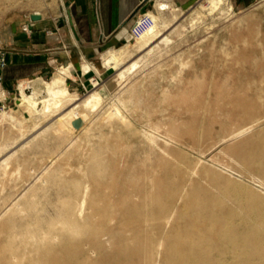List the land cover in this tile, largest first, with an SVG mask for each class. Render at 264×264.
Listing matches in <instances>:
<instances>
[{
	"label": "bare ground",
	"instance_id": "obj_1",
	"mask_svg": "<svg viewBox=\"0 0 264 264\" xmlns=\"http://www.w3.org/2000/svg\"><path fill=\"white\" fill-rule=\"evenodd\" d=\"M224 1L203 0L199 5H210L212 12L224 10ZM158 7L161 12L172 10L164 0ZM151 13L155 23L146 31L163 24L160 16ZM142 34L137 36L140 47ZM138 66L134 60L122 67L115 75L116 83L122 84ZM92 69L97 72L84 64L86 73ZM69 74L70 68L62 66L40 84L23 81L21 97L26 107L37 110L42 102L45 114L50 115L77 99V92L66 84ZM30 85H45V89L30 91ZM105 89H93L77 109L101 104L106 100ZM1 94H5L2 89ZM195 115L169 123L150 119L136 126L138 133L126 115L124 126L129 130H118L114 139L101 140L80 161L76 173L65 167L79 151L78 145L71 149L76 145L72 138L59 157L51 158L56 164L47 162L45 172L38 176L47 185H57L51 200L57 218L41 219L35 213L19 216L21 198L12 200L0 215V264H264V90L257 89L248 98L221 101L205 118ZM7 117L14 120L13 126L19 125V135L11 139L25 136L28 129L23 122L0 108V121ZM5 146L3 139L0 156ZM14 155L0 161V173L6 178ZM15 166L16 173H21V164ZM30 190L36 193L38 187L33 184Z\"/></svg>",
	"mask_w": 264,
	"mask_h": 264
},
{
	"label": "rangeland",
	"instance_id": "obj_2",
	"mask_svg": "<svg viewBox=\"0 0 264 264\" xmlns=\"http://www.w3.org/2000/svg\"><path fill=\"white\" fill-rule=\"evenodd\" d=\"M164 1L171 4L172 10L161 12L158 1L156 9H153V12L160 16L162 26L155 31H143L141 47L137 45L136 37L131 43L119 49L114 69L108 73H100L97 70L96 75L89 76L87 81L81 83L79 89L71 84L74 81L72 78L66 77L67 86L71 91L77 92L78 98L66 102L60 111L45 114V117L39 114L34 117L19 105L21 102L19 91L12 103H7L4 107L0 104L3 110L13 109L17 115L25 117V124L28 127L27 134L18 140L13 139L14 143L5 146L6 151L0 156L2 161L15 152L11 159L8 174L10 177L6 178V175L0 173V215L12 200L21 198L23 209L18 211L19 216L27 217L35 213L41 219L57 218L55 201H51L55 197L57 185L54 183L47 185L39 180L38 176L45 172L47 162L53 166L56 164L51 163V158L59 157L58 152L65 150L72 138L76 145L71 146V149L78 145L79 151L75 152L65 167L76 173L78 165L101 140H112L116 131L129 130L124 126L126 115L135 122L133 131L138 133L139 127L136 126L146 125L150 119L168 120L169 123L182 116L190 117L197 113L198 116L201 114V118H205V115H209V109L216 107L221 101L228 102L237 96L248 98L255 95L257 89L264 90V0H225L224 10L212 12L210 5H206L205 8L199 5L203 0H195L187 6ZM60 4L61 0H0V47L7 51L13 47L11 34L15 29L23 33L30 32L31 28L25 30L24 26L33 21L32 13L38 11L45 16V13L51 10H58ZM198 15L202 18L197 17ZM166 36L170 37V41L165 42ZM134 60L139 61L138 68L122 84L116 83V73ZM255 65L257 71L254 70ZM93 76L100 77L98 83L90 80ZM52 77L53 75L50 78ZM75 81L80 80L75 78ZM215 83L218 87L214 86ZM218 84L221 85L220 88ZM99 86L106 87L107 90H104L106 100L90 109H77L78 103ZM202 101L205 103H201ZM70 121L75 123L64 127ZM18 126H13L7 121L1 123L0 141L6 138L2 133H5V136L9 133L13 137L18 136ZM218 150L213 153L217 154ZM211 154L207 158H210ZM16 164H21V173H16ZM33 184L38 187L36 193L30 190Z\"/></svg>",
	"mask_w": 264,
	"mask_h": 264
},
{
	"label": "crops",
	"instance_id": "obj_3",
	"mask_svg": "<svg viewBox=\"0 0 264 264\" xmlns=\"http://www.w3.org/2000/svg\"><path fill=\"white\" fill-rule=\"evenodd\" d=\"M159 1L61 0L59 9L51 10L34 21L30 32L15 29L11 34L13 47L6 54L7 65L0 70L1 89L5 91L0 104L12 103L19 91V105L34 117L37 114L45 117L42 102L37 110L26 107L21 97V83L31 81L40 84L41 79H51L58 68L66 66L70 68L68 79L72 78L71 84L79 89L89 76L96 75L93 69L88 73L84 71L85 63L92 64L100 73H108L116 67L119 49L133 41L130 27L135 17L141 12L155 10ZM168 1L173 5L187 6L195 0ZM75 78L80 81H75ZM35 89L44 90L45 85H30V91ZM8 111L28 129L25 117L17 115L13 109ZM5 121L11 123L14 120L7 117L0 124ZM34 126H37L36 122ZM2 136L9 142L7 145L14 143L12 134L5 136L2 133Z\"/></svg>",
	"mask_w": 264,
	"mask_h": 264
},
{
	"label": "built area",
	"instance_id": "obj_4",
	"mask_svg": "<svg viewBox=\"0 0 264 264\" xmlns=\"http://www.w3.org/2000/svg\"><path fill=\"white\" fill-rule=\"evenodd\" d=\"M152 11H153V9L141 12L135 17V19H134V21L130 27V32H131V35L133 36V38H136L138 36L139 32L146 31L155 23L154 16L151 13ZM32 24H33V21H31L29 24H26L24 26L25 30L30 29ZM6 54H7V50L0 47V70L7 65ZM99 79H100V77H94L93 76L90 80H94L95 82L98 83ZM95 82H93V83L95 84ZM1 85H2V77L0 74V102H2L5 98V94L4 95L1 94ZM1 106L4 107L5 104L1 103Z\"/></svg>",
	"mask_w": 264,
	"mask_h": 264
},
{
	"label": "water",
	"instance_id": "obj_5",
	"mask_svg": "<svg viewBox=\"0 0 264 264\" xmlns=\"http://www.w3.org/2000/svg\"><path fill=\"white\" fill-rule=\"evenodd\" d=\"M41 18H42V14H41V13H37V12H35V13H32V14H31V19H32L33 21L40 20Z\"/></svg>",
	"mask_w": 264,
	"mask_h": 264
}]
</instances>
